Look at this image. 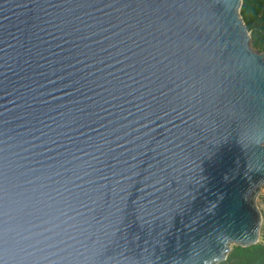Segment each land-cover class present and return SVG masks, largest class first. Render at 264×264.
<instances>
[{
  "label": "water",
  "instance_id": "1",
  "mask_svg": "<svg viewBox=\"0 0 264 264\" xmlns=\"http://www.w3.org/2000/svg\"><path fill=\"white\" fill-rule=\"evenodd\" d=\"M241 0H0V264H220L260 242L264 56Z\"/></svg>",
  "mask_w": 264,
  "mask_h": 264
},
{
  "label": "trees",
  "instance_id": "2",
  "mask_svg": "<svg viewBox=\"0 0 264 264\" xmlns=\"http://www.w3.org/2000/svg\"><path fill=\"white\" fill-rule=\"evenodd\" d=\"M240 17L250 34L252 48L264 56V0H241ZM220 264H264V224L258 244L232 247L226 261Z\"/></svg>",
  "mask_w": 264,
  "mask_h": 264
},
{
  "label": "rangeland",
  "instance_id": "3",
  "mask_svg": "<svg viewBox=\"0 0 264 264\" xmlns=\"http://www.w3.org/2000/svg\"><path fill=\"white\" fill-rule=\"evenodd\" d=\"M263 199H264V187L260 190V193L256 199V206H257V208L261 214V217H262L261 227L264 224V202H263Z\"/></svg>",
  "mask_w": 264,
  "mask_h": 264
}]
</instances>
